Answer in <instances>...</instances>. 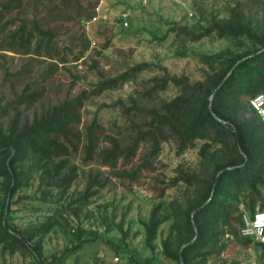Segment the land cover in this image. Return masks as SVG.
Here are the masks:
<instances>
[{"label": "rangeland", "instance_id": "374dc122", "mask_svg": "<svg viewBox=\"0 0 264 264\" xmlns=\"http://www.w3.org/2000/svg\"><path fill=\"white\" fill-rule=\"evenodd\" d=\"M92 7L95 16L89 20L86 15L94 11ZM36 21L57 34L54 48L68 62L35 49L26 54L18 45L8 47L21 23L33 31ZM236 22L264 38V0H0V44L6 48L0 49V135L19 133L59 103L88 93L78 126L79 151L55 160L66 161L67 167L47 172L34 169L31 161L18 165L26 174L25 184L9 200L7 222L24 234L27 244L0 242V264H36L33 250L48 264H179L171 254L191 241L189 214L216 186L220 159L208 162L202 152L224 155L227 162L236 154L233 137L223 135L224 142L198 139L182 151L179 136L171 134L158 155L151 154V143L142 142L136 157L129 162L121 159L112 169L103 164L100 153L86 161V130L97 118L101 126L97 152L110 148L109 137L124 146L131 144L139 126L145 129L150 120L122 108H131L134 99L148 110H160L165 103L186 98L185 114L192 113L187 120H195L213 86L210 76L221 74L230 60L261 48L247 34L222 36L214 31L202 36L208 28ZM86 46L83 57L74 61ZM142 62L154 66L121 88L93 93L103 76H117ZM162 77L169 79L168 87L153 91L154 79ZM173 77L180 84L172 82ZM186 84L194 91L187 92ZM254 116L251 102L239 115L243 120ZM146 161L151 165L143 168ZM139 167L137 182L118 176ZM73 174L76 179L65 183L64 178ZM8 184L0 176V213ZM260 191L264 200V185ZM250 198L249 191L238 198L242 223L251 213ZM159 204L167 221L150 246L145 224ZM234 229L240 230L238 238L228 236L227 227L220 225L221 251L207 256L203 264H264V245L247 243L241 223H234Z\"/></svg>", "mask_w": 264, "mask_h": 264}, {"label": "trees", "instance_id": "16d2710c", "mask_svg": "<svg viewBox=\"0 0 264 264\" xmlns=\"http://www.w3.org/2000/svg\"><path fill=\"white\" fill-rule=\"evenodd\" d=\"M9 6L10 4L5 5L6 8ZM92 9L94 11L86 15L89 20L95 16V8L92 7ZM214 31L219 32L222 36L247 34L250 39L261 45V48L254 54L247 53L237 59L230 60L221 74L215 73L210 76L209 79L213 82V86L204 98L201 111L195 120L194 117L187 120V116H192V113L185 114L188 102L186 98H180L169 104L165 103L160 110H148L139 105L137 99H134L131 100V108L127 109L125 105H122V108H126L128 111L132 109L134 113L142 116L145 114V118L150 117V120L145 122V129H141L139 126L138 134L133 138L131 144L124 146L118 138L109 137L110 148L97 152L99 141L97 131L101 129L97 118L86 130V161L94 160L96 154L100 153L103 164L112 169H117L121 159L129 162L136 157L142 142L151 143V154L158 155L162 142L166 141L171 134L179 136L182 151L195 145L198 139L210 138L214 141L224 142L223 135L227 134L233 137L236 154L231 156V160L227 162L224 160V155L216 156L209 150L202 152L208 162L214 163L220 159L213 179V184L216 186L213 194L207 193L202 205L193 209L189 214L191 241L181 244L175 253L171 254V257L179 264H203L207 256L220 252L218 241L221 236V224L229 230L228 236L239 237L240 230L234 229V223L239 225L241 223L244 227V220H242L243 223L240 221L242 217L238 207V198L243 192L249 191L251 194L248 204L251 214L258 210L264 211V200L260 191L261 185H264V123L258 114L256 117L245 120L239 117L246 111L247 103L251 102L256 95L264 94V38L254 33L251 28L237 22L235 25H216L213 28H208L202 36L209 35ZM56 38L55 32L42 28L38 21L35 22L33 31H28L26 23L23 22L11 35L8 47L18 45L26 54L32 53L35 49L37 53L44 52L46 57L59 59L62 63H66L68 62L67 58L61 57L54 48ZM0 49L6 50L2 44H0ZM87 49L88 46L74 61H79ZM153 66L152 63L142 62L117 76L108 78L103 76L95 86L93 93L99 95L106 90L121 88L127 82L135 81L140 73ZM170 80L180 84V81L175 77ZM154 81L153 91L163 90L169 85V79L166 77L155 78ZM185 88L187 92L194 91V88H190L188 84L185 85ZM36 98L37 95L32 96L33 100ZM87 98L88 93L83 92L72 100L59 103L56 108L36 119L33 124L26 126L21 132H10V135L7 136L0 135V176L9 180L4 206L0 213V242L14 240L24 245L27 244L24 234L17 232L7 222L10 209L8 207L6 212L7 201L11 200L13 194L25 184L26 174L24 171H18V165L31 161L34 169L46 168L47 172H49L48 168L57 169L58 172L66 168L68 165L66 161L61 160L59 164H55V160L69 158L79 151L82 138L78 126L82 122L81 110ZM149 165L151 164L146 161L143 168H148ZM141 173L142 168L139 167L125 169L119 172L118 176L131 182H137ZM76 177V174L66 176L64 182L70 184ZM94 181L97 185H103L102 187L105 185L102 184L100 178H95ZM260 201H262L260 209L256 210V205ZM234 202L237 205L234 206ZM161 210L162 204L154 207L149 222L145 224L147 242L150 246H153L161 225L167 221V218L162 216ZM194 221L197 224V231L194 230L192 223ZM14 232H17V235ZM223 233L226 234L224 230ZM250 240L246 238L247 243ZM33 254L37 262L41 261L35 250H33ZM197 259H201V261Z\"/></svg>", "mask_w": 264, "mask_h": 264}, {"label": "built area", "instance_id": "2783aa9c", "mask_svg": "<svg viewBox=\"0 0 264 264\" xmlns=\"http://www.w3.org/2000/svg\"><path fill=\"white\" fill-rule=\"evenodd\" d=\"M251 107L260 116L264 123V94H258L251 100ZM241 234L264 245V211H257L254 214L244 216V227ZM36 264H48L45 261H38Z\"/></svg>", "mask_w": 264, "mask_h": 264}, {"label": "water", "instance_id": "95a60500", "mask_svg": "<svg viewBox=\"0 0 264 264\" xmlns=\"http://www.w3.org/2000/svg\"><path fill=\"white\" fill-rule=\"evenodd\" d=\"M8 206H9V199L7 201L6 212L8 211Z\"/></svg>", "mask_w": 264, "mask_h": 264}]
</instances>
